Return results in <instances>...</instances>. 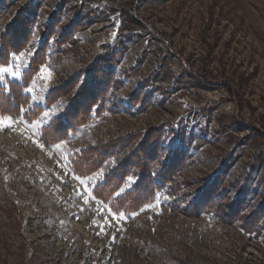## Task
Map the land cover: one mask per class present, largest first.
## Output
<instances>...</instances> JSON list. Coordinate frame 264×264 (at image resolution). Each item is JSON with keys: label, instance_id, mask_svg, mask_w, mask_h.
I'll use <instances>...</instances> for the list:
<instances>
[{"label": "rangeland", "instance_id": "obj_1", "mask_svg": "<svg viewBox=\"0 0 264 264\" xmlns=\"http://www.w3.org/2000/svg\"><path fill=\"white\" fill-rule=\"evenodd\" d=\"M59 1H44L31 46L15 55L20 59L10 67L19 77H0V85L20 78ZM25 2L18 0L0 30ZM70 3L56 36L75 19L76 3ZM91 3L86 8L94 16L104 13V22L91 23L73 42L52 48L43 67L50 78L40 72L27 92L33 105L43 106L52 88L93 63L116 39L131 41L116 68L118 86L107 111L59 147L42 145L39 133L64 111L70 96L44 108L32 124L0 119L5 121L0 124V264H264V228L250 237L238 222L226 225L211 215L188 219L162 195L151 208L120 219L89 197L90 186L100 180L97 174L104 176L118 157L87 179H74L67 168V158L80 148L162 123L204 137L201 146L191 144L175 182L207 179L239 141L244 144L236 168H246L264 142V0ZM141 88L149 104L129 109V97ZM133 181L127 180L128 188ZM195 188L184 192L193 197ZM22 249L32 252L26 261Z\"/></svg>", "mask_w": 264, "mask_h": 264}, {"label": "trees", "instance_id": "obj_2", "mask_svg": "<svg viewBox=\"0 0 264 264\" xmlns=\"http://www.w3.org/2000/svg\"><path fill=\"white\" fill-rule=\"evenodd\" d=\"M44 1L26 0L15 11L12 20L0 30V66L11 67L13 57L31 46ZM91 1L60 0L40 31L39 45L20 78L6 80L5 85H0V119L22 120L27 124L36 121L44 108L62 98L71 97L64 111L41 127L39 140L46 147L68 141L80 128L96 122L107 111L110 93L118 86L116 68L131 46V41L119 39L112 45L103 46L93 63L83 65L77 75L52 88L45 95L43 106L33 105L27 91L45 66L52 48L61 49L64 44L73 42L75 34L85 30L86 26L104 20V13L94 16L93 11L86 8L90 7ZM17 2L0 0V22ZM73 2L76 3L72 6L76 12L75 19L56 36L62 16L69 8L67 4ZM142 90L129 97V109L138 105L140 110H144L149 104L148 97H142ZM49 128L56 129L55 136L49 134ZM202 133L205 134V131ZM203 138L194 137L192 129L186 131L179 125L162 123L157 128L80 148L67 158V168L75 177L87 179L100 171L108 160L119 158V162L89 188L91 197L114 216L122 214L129 219L148 205L153 206L162 195L169 198L174 210L188 219L211 215L226 225L240 223V228L250 237L259 236L260 228H264V195L260 193L264 184V142L246 168H236L243 153L244 143L239 141L224 155L218 169L207 179L191 183L175 182L177 173L188 162L191 144L196 142L201 146ZM233 170L234 179L230 177ZM130 177L134 181L128 188L126 184ZM228 180H231L230 183H227ZM191 185L196 187L193 197L184 192ZM121 189L124 191L121 192ZM231 192L235 195L234 200L229 202ZM257 197L261 198L259 204L252 205ZM31 254L28 249H22L23 260H28Z\"/></svg>", "mask_w": 264, "mask_h": 264}, {"label": "snow or ice", "instance_id": "obj_3", "mask_svg": "<svg viewBox=\"0 0 264 264\" xmlns=\"http://www.w3.org/2000/svg\"><path fill=\"white\" fill-rule=\"evenodd\" d=\"M18 59H20V57H13V60H18ZM40 71H41V74H42L43 78H45V79L50 78V73H48L47 69L42 68ZM6 75L13 76V78H18L20 74L18 72H13V69L10 68V67H2V66H0V77H4ZM0 82H2V81H0ZM0 91H2V89H0ZM4 123H5L4 120H0V124H4ZM10 123H11V121H7L8 125H10ZM47 131L52 136L56 135V129H54V128H49ZM57 147H59V145H57ZM97 178L102 179L103 178V174L102 173H98L97 174ZM74 179H79V177H74ZM80 183L83 184V183H85V181L84 180H80ZM123 191H124V189H121V192H123ZM85 192H88L87 188L85 189ZM91 195L92 194L89 192V197H91ZM117 195H119V193H117ZM85 202L87 203V201H85ZM97 203H99V201H97ZM148 207L151 208L152 205H148ZM119 218L123 219V215L120 214Z\"/></svg>", "mask_w": 264, "mask_h": 264}]
</instances>
